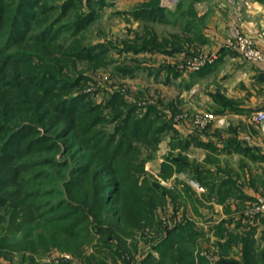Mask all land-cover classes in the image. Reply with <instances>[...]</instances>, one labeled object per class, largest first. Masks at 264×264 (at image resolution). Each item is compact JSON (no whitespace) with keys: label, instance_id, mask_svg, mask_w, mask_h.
<instances>
[{"label":"trees","instance_id":"16d2710c","mask_svg":"<svg viewBox=\"0 0 264 264\" xmlns=\"http://www.w3.org/2000/svg\"><path fill=\"white\" fill-rule=\"evenodd\" d=\"M48 1L0 0V59L4 67L10 68L9 64H13L15 79L22 78V83L26 85L21 86V82L0 74L1 244L8 243L13 234L21 232L20 243L34 253H40L37 252L40 248L47 250L53 247L76 252L83 241L92 236L87 230L91 220L99 226L98 232L103 242L107 243L106 238L119 237L126 227L145 228L153 224L155 212L160 207L171 213L173 227L158 229L159 235L163 233L153 245L158 256L151 252L142 260V264H264V248H260L258 239L254 238L257 229L255 222L257 219L263 220L264 214H241L238 218L230 216L209 230L198 229L194 222L178 215L176 198L182 193L178 184L183 185L187 194L193 193L185 182L178 181L167 188L141 178L144 160H138L139 148L133 140L155 147L159 141L157 135L166 131L177 133L169 117L180 111L176 105L169 114L154 104H147L143 107L142 115H136V104L126 103L118 93L111 94L107 105L113 109L115 119H123L116 133H122V138L116 140L96 127L104 120L103 116L98 115L101 106L88 104V100L83 104L84 94L73 95V87L87 79L75 72L76 63L85 61L89 65L94 64V67L107 64L101 56L105 46H86L83 42L84 33L98 11L91 6L92 3L103 8L107 2L82 0L89 10L81 6L80 10H76L78 0H64L61 6H48ZM72 9H75L73 13ZM163 11L166 10L160 5V0H146L127 13L134 19L152 23L166 20ZM190 11L195 14L193 10ZM182 15H177L172 23L180 24ZM180 31L181 35H158L144 24L141 33L135 32L134 37H127L122 45L116 47L119 52L132 54L179 55L176 63L163 65L159 70H167L166 83L182 74H202L210 65L208 61L197 69L189 64V60L200 57L198 50L190 48L194 40L202 38L198 24L184 21ZM63 32L66 35L60 37ZM184 32L189 36H184ZM31 46L52 51L53 61H44V58L37 56L35 49L28 52L27 48ZM33 58L37 63L29 65V72L24 71ZM133 62V67H117V72L122 76L134 75L139 69V61L133 59ZM213 99L221 106L229 104L220 94L213 95ZM121 105L123 108H120ZM56 124L60 126L57 128L60 133L54 138L52 128ZM40 127H44V133ZM71 135L74 138H68ZM62 137H65L63 143L66 149L73 148V152L81 153L85 159L84 163L70 167L69 176L63 182L66 187L63 192L67 197L63 196L62 189H58L64 179L61 181L56 176L49 179L46 172L53 169V172L56 171L54 173L65 175V169L69 167L67 161L56 156L63 146L58 141ZM172 141V147H178L180 151L188 149L194 142L207 145L193 135L176 139L177 142L173 138ZM85 148L92 151L84 152ZM161 167L163 178L169 177L175 169L203 184L207 189V199L214 195L217 202L224 203L226 198L236 196L234 191L238 188L233 180L224 178L216 184L213 182L216 178L214 172L197 167L181 154L167 159ZM49 181L54 182L55 186ZM53 195L56 196L44 198ZM238 197L243 196L240 194ZM118 199L121 200L118 208L110 205L112 200ZM193 207L200 215L198 208ZM105 221L109 222L111 229L100 227L99 224L103 225ZM233 222L235 227L229 228ZM160 225L163 223L160 222ZM212 229L215 234H212ZM210 234L217 241L210 242ZM261 239H264V231ZM236 248L240 253L238 259L233 252ZM204 251L209 253L210 259L202 254Z\"/></svg>","mask_w":264,"mask_h":264},{"label":"rangeland","instance_id":"374dc122","mask_svg":"<svg viewBox=\"0 0 264 264\" xmlns=\"http://www.w3.org/2000/svg\"><path fill=\"white\" fill-rule=\"evenodd\" d=\"M257 1L264 3V0ZM48 2V6L52 4L61 6L64 0H49ZM105 2H107V5L103 8H98L97 3H92L91 6H93L95 10L97 9L98 11L96 12V18L92 21V23H90L89 27L84 33L83 42L86 46L91 44H102L105 46L106 49L103 50V52L101 50L100 51L102 52L101 56H103L107 64L105 66L102 65L99 67H94V64L89 65L85 61L76 63V67L74 68L76 69L75 72L77 74L81 73L83 76H86L87 79L84 82L80 81V83L75 85L73 87L74 89L72 90V92H74L73 95L82 96L84 94L86 96L82 100V102H84L83 104L87 103L86 100H88V104H93V106H101L102 109H100L98 115L100 117L103 116L104 120L97 124V129H99L100 132L104 133L108 137L113 136L116 140L122 138V133H116L118 125L120 126L123 124V119L121 121L115 119L113 109L107 105L111 94L114 93H118L123 96L126 103L136 104L138 106L134 113L136 115H142L143 107H145L147 104H154L156 107L169 112V114H171V111L176 105L180 111L175 113L173 116H171L172 114L169 115V117H171L170 121L173 123V128H177V125L180 126L184 122H188L192 124L191 129L193 132L206 134L207 127L210 124H223L224 121L222 118H215L213 114L207 112L203 108V96L205 95V87H207L206 84L203 85L201 90L202 92L199 93L200 95H194L195 87H190V84H186V89H182L184 87L180 85V81L178 80L176 82H172L171 80L170 83H166L164 81L166 78L165 72H159V70L163 65H165L166 61L172 62L173 58L167 57L160 53L132 54L130 52H119L116 47L119 46V44L122 45V41L127 37H134L135 32H140L144 24L149 26L150 29L155 30L158 35H166L169 33H178L181 35L180 28L184 26V21H195L200 24L199 28L202 27L203 29H208L209 26L217 28L219 26L218 22L215 19L212 20L211 17H205L202 20L193 19L192 16H196L197 12L193 8L194 0H162V4L166 10L163 11V14H165L167 18L163 22L155 21L152 23L147 22L146 20L134 19L133 16L127 13L131 8L134 7L133 0H105ZM260 5L261 4H257L255 0H204L197 4L196 7L206 6L210 16H213L214 12L220 13L223 18L222 21L227 25L226 30L231 28L229 37L225 39V46L226 41L231 38V32L238 30L244 35L248 36L253 41L254 46L264 53V49L258 46L260 42L257 41V38L253 35L254 32L257 34L260 33L259 36L261 39H264V7ZM75 6H78L76 10H78L80 6L85 8V10H89V6L84 5V3L82 4V0H78L77 3H75ZM190 9L193 10V13L195 14H191L192 12ZM74 10L75 9H72L71 13H73ZM180 13L181 15L183 14V21L178 25H174L172 22ZM32 32L34 31H30V33ZM185 33L187 32L182 34H184V36H189V33ZM64 35L66 34L63 32L59 36L61 37ZM203 41L204 39L202 37L201 39L194 40L192 45L202 43ZM27 49H29L28 52H31L33 49L38 51L36 52L37 56L44 58V61H53L54 53L48 49H42V47L37 49L35 46L28 47ZM199 49V56L202 58L197 59V64H199L200 60L202 61L209 59V63L215 60L217 54L215 55V53L209 49ZM133 59L139 61V69H136L134 75L122 76L117 72V67H133L135 65ZM194 59L192 61L189 60V64L195 62ZM36 61V58H33L29 64L27 63L24 71L29 72L31 68L29 65H35V63H37ZM9 65H11L10 68L9 66L4 67L5 65L2 64L1 58L0 74L9 79H15V67L13 64ZM15 80L17 82H21V86H26L22 83L24 82L22 81V78ZM120 108H123V105H121ZM62 124L63 123L60 124L61 127ZM157 125H159V123H157ZM57 128H60V126L57 124L54 128H52L54 130L52 132L54 138H57L58 134L60 133ZM39 129L43 133L45 132L44 127H40ZM173 132L166 131L157 135L156 138H159V141H157L155 147H151L152 144L148 146L142 144L140 141L133 140L134 145L138 146L139 148L138 160H144L141 178H146L149 183L154 181L158 182L160 185L167 188L172 187L173 183L175 182H185L194 194H191L193 197L189 194L190 192L187 194L183 185H181V183L178 184V186H180L182 189L181 195L176 198L179 208L178 215L180 214L181 216L186 217L188 220L196 223L199 228H206L205 230H209L210 228H213L211 226L218 225L221 220L227 218L225 214L227 211L225 210L224 212L222 208L218 209L217 205L213 204V200L216 201V197L214 195L209 199L205 198V196H207V189L205 186L198 183L199 189L194 188L190 183L191 178L183 174V172H178L173 169V172L169 177L163 178V175L161 174L162 164L167 159L181 154L188 162L197 165V167L213 170L218 176L213 179V182L216 184H219L224 178H228L229 175L232 180L235 179L237 175L233 173H239V171H242L243 169L239 168L238 162L236 161L229 160L227 163L223 158L219 159L221 162L216 161L215 157L213 156L216 150L214 151L211 149L207 153L202 152L196 149L198 148L196 142L190 144L188 149L184 151H180L178 147H172L173 138L176 141V139H184L192 135L188 133L187 135L183 136L178 130L177 133ZM128 137L129 136L124 139L125 142H127ZM64 138L65 137L58 139L59 144L62 143L63 146L61 147V151L56 152V156L57 158L64 159V161L69 163V167L65 169V175H62L61 173H54L56 171L53 172V169H47L46 171L49 179L54 178V176L61 178V181L64 179L61 182V188H58L59 190L62 189L61 192H63V190L66 188L63 186V182L66 181V178L69 176L70 167L74 164L84 163L85 160L84 157H82L83 155L81 156V153L73 152V148L66 149L64 147L66 146L65 143H63ZM68 138L72 139L74 137L71 135V137L68 136ZM79 145H82V143H79ZM90 151L92 150L85 148L84 152L90 153ZM204 160L210 161L211 163L208 162L207 164L203 162ZM250 168V171L249 169L246 170V172L250 174V180L243 181V179L240 178V182H242L241 185L246 186V189H250V183L256 185L258 184L257 188L259 190L258 192L260 193H258L259 195L255 194L258 196L256 197V200H250L251 202L247 201L248 203L245 204L246 206L244 207L243 211L237 210L233 212V216H236L237 218L240 217L241 214H257L256 211L260 205V200L264 202V183H260V180L263 179L262 176L264 170L261 173V171L257 172V169H259L258 167L252 166ZM50 171H52L51 174H49ZM49 182L52 186L55 184L52 181ZM62 194L65 197L66 192H63ZM54 196L56 195L44 198H53ZM119 198L121 199V197ZM195 198L198 199L200 203L199 201L197 202ZM228 201L229 198H226L224 204ZM120 204L121 200L119 199L112 200L110 203V205L114 207H119ZM193 206L198 208V213L200 215L195 212ZM111 214H113L112 211ZM170 214L169 210L166 211L165 209H160V207H158L155 212L154 222H152L153 224H150V226L145 228L126 227L124 228L126 230L121 232L119 237L114 236L111 238H106L105 240L107 243L103 242V238L98 232L100 229L99 226L91 220L87 230L90 231L92 236L89 237V240L83 241L82 245L80 246V250H76V252L65 250L61 247H53L47 250L40 248L37 250V252L39 251L40 253H34L32 250H27L24 248L22 243H20L21 239L19 240L21 232H17L13 234V238L10 239L8 243L2 242L1 244L0 242V264H142V260H144L149 253L153 252V255L156 257L158 256V253L153 249V245L163 234L161 233V235H159L158 229L163 228L164 230L168 227H173ZM263 214L264 212H262V215ZM116 217L117 216L115 215V218ZM160 222L163 223L162 226L160 225ZM104 223L105 224L103 225L99 224L101 228L111 229L108 221H105ZM257 223L260 225L257 227V229H259L256 230L254 238L258 239L259 247L264 248V239H261V230L264 228V223ZM243 224H245L244 219ZM234 227L235 224L229 226V228ZM120 228L123 227L120 226ZM212 234H215L214 229H212ZM154 235L155 237H153ZM211 235L209 238L210 242L217 241V238L214 235ZM5 244H8L9 246H6ZM7 247L11 248V250L7 249ZM6 251H9L10 253L6 254ZM233 252L235 254V258L238 259L240 254L239 250L236 248L233 250ZM202 254H205V256L210 259L209 253L207 251H204ZM31 259H33V261Z\"/></svg>","mask_w":264,"mask_h":264},{"label":"crops","instance_id":"0c3cea01","mask_svg":"<svg viewBox=\"0 0 264 264\" xmlns=\"http://www.w3.org/2000/svg\"><path fill=\"white\" fill-rule=\"evenodd\" d=\"M143 1L146 0H133V6ZM160 1V5L164 7L162 0ZM202 1L204 0H194L193 8L197 12L196 16H192V18L202 20L205 17H211L212 20L215 19L218 22L219 26L216 28L208 25V29H203L202 27L199 28L200 24L195 22V24H198L199 33L204 41L199 44H191L190 48L198 51L200 50L199 48L203 50L209 49L215 55L217 54V56L214 61L209 63L210 65L202 74H194L193 76L182 74L176 80L173 78L171 80L172 82L180 81V85L184 87L182 89H186V84H190V87H195L194 95L202 92V87L206 84L207 87H205V95L203 96V108L213 114L215 118H222L224 123L222 121L223 124L220 123V125L218 123L210 124L207 127L206 134L193 132L191 129L192 124L188 122H184L180 126L177 125L176 129L183 136L190 133L196 136L198 140L207 143L206 146L197 145V150L206 153L211 149L216 150L213 154L216 161L221 162L219 160L220 158L226 160L227 163L229 160L236 161L238 162L239 168L243 169L239 173H233L237 175L233 179L236 188H238L234 191L236 196L229 197V201L226 204L213 200V204L217 205L218 209L222 208L224 212L228 209V212L225 213L228 218L234 215V211H243L246 206L245 204L248 203L247 201L256 200L257 195H259L258 193H260L257 188L258 184L250 183V189H246V186L241 185L240 178L243 181H249L250 174L246 170L249 169L250 171V167L252 166L259 168L257 172L261 171L262 173L264 170V124H257L251 119L253 112L256 110H264V65L261 63L247 62L238 53L225 46L224 42L229 37L231 28L226 30L227 25L222 21L223 18L220 13L214 12L213 16H210L206 6L196 7ZM255 2L264 7V3H260L257 0ZM180 15L181 13L178 14L179 17ZM182 18L184 17L182 16ZM253 35L260 42L258 46L264 49V39H261L259 36L260 33L257 34L254 32ZM165 56L173 58L172 62L166 61L165 65L176 63L180 58L179 55L174 57ZM161 72H165V77L168 74L166 69H163ZM217 94H220L229 104H223L221 106L217 103L213 99V95ZM203 162L208 164L210 161L204 160ZM208 170L214 172L211 169ZM214 174L216 173L214 172ZM216 177L218 176L216 175ZM262 177L263 181L260 180L261 184L264 183V173ZM228 178L231 179L230 175ZM240 194H242V198L238 197ZM257 222L264 223V218L263 220H256L255 224L258 227L260 224ZM233 224L234 222L230 225ZM197 228L200 229L199 226ZM263 231L264 228L261 230V234H263Z\"/></svg>","mask_w":264,"mask_h":264},{"label":"built area","instance_id":"2783aa9c","mask_svg":"<svg viewBox=\"0 0 264 264\" xmlns=\"http://www.w3.org/2000/svg\"><path fill=\"white\" fill-rule=\"evenodd\" d=\"M226 47L238 53L241 58L247 62L261 63L264 65V53L254 46L253 41L248 36L238 30L231 32V38L226 41ZM199 58L202 57L195 58V62L191 64L194 69H197L205 62L210 61L209 59L200 60L199 64H197L196 61ZM251 119L257 124H264V110H256L253 112ZM190 183L194 188L199 189L198 182L190 180ZM256 212L257 214H262V212H264V202L262 200H260V205Z\"/></svg>","mask_w":264,"mask_h":264}]
</instances>
